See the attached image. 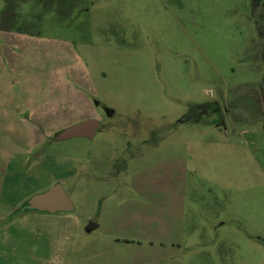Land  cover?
<instances>
[{
	"label": "rangeland",
	"instance_id": "374dc122",
	"mask_svg": "<svg viewBox=\"0 0 264 264\" xmlns=\"http://www.w3.org/2000/svg\"><path fill=\"white\" fill-rule=\"evenodd\" d=\"M263 10L0 0V264H264Z\"/></svg>",
	"mask_w": 264,
	"mask_h": 264
},
{
	"label": "water",
	"instance_id": "95a60500",
	"mask_svg": "<svg viewBox=\"0 0 264 264\" xmlns=\"http://www.w3.org/2000/svg\"><path fill=\"white\" fill-rule=\"evenodd\" d=\"M106 110L109 115L114 112V109L108 106ZM99 124L100 119L97 117L84 118L60 129L54 138L65 139L77 135L93 136ZM22 209L56 213L73 210L74 203L64 185L61 182H57L45 191L33 194L25 202ZM90 227H97V224L93 223Z\"/></svg>",
	"mask_w": 264,
	"mask_h": 264
},
{
	"label": "flooded vegetation",
	"instance_id": "af4514ba",
	"mask_svg": "<svg viewBox=\"0 0 264 264\" xmlns=\"http://www.w3.org/2000/svg\"><path fill=\"white\" fill-rule=\"evenodd\" d=\"M106 107H107V106H105L104 108H105V112L107 113ZM107 114H108V113H107ZM93 117H97V118L100 119V124H99L98 128L96 129L94 135H93V136L77 135V136H85V137L93 138V137L97 134V132L101 129V127H102L104 124H103V121H102V117H101V116H100V117H98V116H93ZM85 118H86V117H85ZM87 118H89V117H87ZM83 119H84V118H83ZM81 120H82V119H81ZM69 125H70V124H69ZM64 127H65V126H64ZM64 127H63V128H64ZM58 131H59V130H58ZM58 131H57V132H58ZM57 132H55V133L53 134V136H51L52 139H55L54 136H55V134H56ZM69 138H70V137H69ZM65 139H66V138H65ZM57 182H60V181H56L55 183H57ZM55 183H54V184H55ZM54 184H53V185H54ZM64 187H65V186H64ZM23 206H24V205H23ZM20 210H21V211H26V210H23V209H21V208H20Z\"/></svg>",
	"mask_w": 264,
	"mask_h": 264
},
{
	"label": "trees",
	"instance_id": "16d2710c",
	"mask_svg": "<svg viewBox=\"0 0 264 264\" xmlns=\"http://www.w3.org/2000/svg\"><path fill=\"white\" fill-rule=\"evenodd\" d=\"M254 7L262 5L264 7V0H252ZM264 11V10H263Z\"/></svg>",
	"mask_w": 264,
	"mask_h": 264
},
{
	"label": "crops",
	"instance_id": "0c3cea01",
	"mask_svg": "<svg viewBox=\"0 0 264 264\" xmlns=\"http://www.w3.org/2000/svg\"><path fill=\"white\" fill-rule=\"evenodd\" d=\"M1 206H3V207H7V209H8V208L15 209L14 204H8V205H5V203H3V204H1Z\"/></svg>",
	"mask_w": 264,
	"mask_h": 264
}]
</instances>
